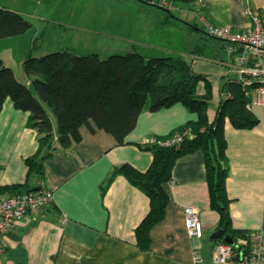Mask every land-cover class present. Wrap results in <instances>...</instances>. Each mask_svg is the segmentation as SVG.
<instances>
[{"label":"crops","instance_id":"crops-1","mask_svg":"<svg viewBox=\"0 0 264 264\" xmlns=\"http://www.w3.org/2000/svg\"><path fill=\"white\" fill-rule=\"evenodd\" d=\"M141 4L140 11L151 12L143 19L144 27L151 28L150 35L151 22L158 21L159 28L172 24L164 14L153 11V8L162 9ZM188 9L199 22L202 15L210 23L234 31H244L251 25L249 13L260 15L264 23V0H199ZM174 19L182 23L181 18ZM64 26L79 27L72 23H64ZM205 38L202 32V37L193 38L192 43ZM217 41L216 55L220 57L226 50L224 43ZM128 43L114 47L110 55L125 54L143 46L144 52L141 51L145 58L178 53L167 45L152 44L142 38H131ZM58 47L57 50L77 53L69 46ZM31 53L25 50L21 60ZM92 53L98 54H77ZM0 58L12 68L8 60ZM224 66L226 71L220 79L212 80L207 76L212 84V99L207 109L209 120L215 117L222 100L220 88L224 76L236 77L233 71L234 77L227 73V63ZM20 75L18 79L30 85L29 78L24 73ZM197 91L203 94V82L199 83ZM251 110L259 119L254 128L236 129L228 120L225 123L229 166L226 191L231 199V223L234 229L247 233L264 229V107L253 106ZM28 119L29 112L17 110L12 101L6 99L0 112V186L23 184L27 180L32 189L43 184L54 187L55 191L50 204L39 212L27 214L22 225L0 238V264H192L194 254L201 259L198 264H212L214 246L220 239L211 240V235L218 230L220 217L210 208L206 169L200 151L177 159L171 180L164 186L169 196L165 216L151 229L148 250L137 245L135 230L149 210V199L124 175L112 177L114 169L124 164L146 171L153 155L139 144L169 135L188 121L196 120V113L182 103L158 111L144 109L124 144H117L104 130L91 131L83 126L81 141L62 149L55 135L54 145L58 147L44 161L42 179L35 173L28 175L25 163L39 146V134L28 125ZM8 195L6 192L0 197ZM189 207L195 209L201 220L203 236L200 239L188 235L184 209ZM243 244L238 238V245Z\"/></svg>","mask_w":264,"mask_h":264},{"label":"trees","instance_id":"trees-1","mask_svg":"<svg viewBox=\"0 0 264 264\" xmlns=\"http://www.w3.org/2000/svg\"><path fill=\"white\" fill-rule=\"evenodd\" d=\"M139 1L153 5L148 0ZM172 1L176 7L195 6L199 2ZM162 10L167 12V20L175 18L173 11ZM31 27V22L23 14L0 7V40L23 35ZM194 28L197 29V25ZM206 37L193 44L192 53H203L205 40L212 39ZM36 41H33L34 48L38 47ZM22 68L30 85L20 81L14 70L0 58V112L6 99H10L17 110L29 112L28 125L39 134L38 150L25 159L28 175L35 173L42 179L44 161L58 146L67 149L79 143L83 126L91 131L104 130L115 138L117 144H124L125 137L135 128L144 109L158 111L182 103L197 114V119L179 126L167 136L154 137V142L139 144L153 155L146 171L124 164L115 168L112 175H124L149 199V210L135 230L137 245L142 250L150 248L151 229L164 219L169 203L164 186L171 180L173 167L177 159L197 151L204 159L210 208L220 217L218 229H224L234 244H238V238L244 241L243 245L246 244L248 233L234 229L231 223V199L226 191L229 166L225 123L228 120L236 129H252L259 119L251 110L248 92L235 79L224 76L220 88L222 100L215 117L209 120L211 81L206 75L195 72L192 64L181 58H145L138 48L106 58L96 53L80 55L63 49L41 56L31 53L23 61ZM201 82L204 83V92L198 94ZM55 135L58 146L54 145ZM176 137H180L177 143L164 144ZM31 191L27 180L23 184L0 186V194Z\"/></svg>","mask_w":264,"mask_h":264},{"label":"rangeland","instance_id":"rangeland-1","mask_svg":"<svg viewBox=\"0 0 264 264\" xmlns=\"http://www.w3.org/2000/svg\"><path fill=\"white\" fill-rule=\"evenodd\" d=\"M140 5L138 0H0L1 8L23 14L32 24L23 35L1 39L0 56L11 63L16 77L20 78L24 73L23 70L20 73V68L27 56L21 60L25 50L36 55L57 50L58 46H69L80 54L97 52L101 58H106L114 47L128 43L131 38H142L177 50L178 53L172 56L191 63L195 72L212 80L220 79L226 71L224 63H228V53L223 51L220 57L216 55L218 41L212 39L206 41L202 54L190 52L193 38L202 37L204 29L187 5L173 10L174 17L181 18L179 20L184 24L174 19L172 24L159 28L158 21L151 22L152 35L151 28H145L143 22L144 16L151 12L140 11ZM153 11L167 15L166 11L155 8ZM64 23L79 27L72 29L65 27ZM193 24H197V29L191 28ZM34 40H37V48L33 47ZM144 47L137 48L144 52ZM234 76L231 73V77Z\"/></svg>","mask_w":264,"mask_h":264},{"label":"built area","instance_id":"built-area-1","mask_svg":"<svg viewBox=\"0 0 264 264\" xmlns=\"http://www.w3.org/2000/svg\"><path fill=\"white\" fill-rule=\"evenodd\" d=\"M151 4L173 11L177 7L172 0H148ZM251 16V25L244 31H234L210 23L199 15L200 23L208 37L222 41L229 59V72L235 73V81L250 96V106L264 107V23L260 15ZM154 142V138L148 140ZM180 137L164 142L170 145ZM54 187L41 184L39 190L0 197V238L22 225L29 213L39 212L53 200ZM189 237L202 238L203 226L195 209H184ZM201 259L194 254L193 263ZM212 264H264V229L248 233L247 242L241 246L218 241L214 246Z\"/></svg>","mask_w":264,"mask_h":264},{"label":"water","instance_id":"water-1","mask_svg":"<svg viewBox=\"0 0 264 264\" xmlns=\"http://www.w3.org/2000/svg\"><path fill=\"white\" fill-rule=\"evenodd\" d=\"M39 190V187H36L33 189V191ZM216 239H223V241L234 244L233 240L228 236L225 235V230L224 229H218L211 235V240H216Z\"/></svg>","mask_w":264,"mask_h":264}]
</instances>
